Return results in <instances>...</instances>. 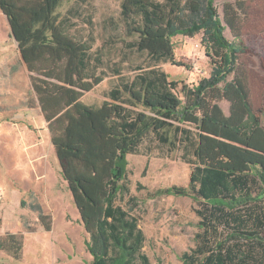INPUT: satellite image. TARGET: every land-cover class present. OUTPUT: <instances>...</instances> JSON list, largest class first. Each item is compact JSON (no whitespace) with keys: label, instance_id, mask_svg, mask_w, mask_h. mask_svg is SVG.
I'll return each instance as SVG.
<instances>
[{"label":"trees","instance_id":"trees-1","mask_svg":"<svg viewBox=\"0 0 264 264\" xmlns=\"http://www.w3.org/2000/svg\"><path fill=\"white\" fill-rule=\"evenodd\" d=\"M63 1L0 0V10L31 73L63 178L89 234V264H152L129 204L134 198L124 202L130 193L127 157L148 142L182 148L193 166L187 186L155 192L189 196L201 205L200 230L182 264H264V122L236 72L247 51L237 41L243 3L225 5V25L215 0H122L126 29L137 36L125 45L145 60L132 73L121 62L110 66L116 81L107 99L87 104L82 96L107 72H98L104 62L94 58L92 42L74 40L64 29L57 12ZM226 26L237 40L224 35ZM201 31L213 51L211 75L179 88L161 64L181 65L172 38ZM222 100L230 103L229 113ZM34 209L50 230L49 215ZM23 248L21 233L0 235V250L14 259L22 258Z\"/></svg>","mask_w":264,"mask_h":264},{"label":"rangeland","instance_id":"rangeland-1","mask_svg":"<svg viewBox=\"0 0 264 264\" xmlns=\"http://www.w3.org/2000/svg\"><path fill=\"white\" fill-rule=\"evenodd\" d=\"M236 1L243 3L239 15L241 37L235 39L227 26L224 35L247 47L238 59L236 72L246 82L252 109L264 122V0H215L225 25L224 7ZM121 2L64 0L57 11L68 34L74 40L92 42L94 58H102L104 62L98 72L106 70L107 76L84 93L82 100L87 104L107 99L105 93L116 81L110 66L121 62L124 72L132 73V68L145 60V55L125 45L137 36L126 29ZM172 41L176 60L181 65L167 62L161 67L171 79L179 81V88L183 84L194 86L211 75L213 51L202 31L191 37L177 35ZM234 76L235 73L229 74L227 80ZM220 105L229 113L228 101L222 100ZM44 118L31 73L12 36L9 21L0 10V235L13 232L24 237L23 259L16 260L0 250V264L88 262L89 234L63 178ZM9 140L15 151L11 161L5 157ZM183 152L182 148L148 142L141 153L127 157L130 193L124 195V202L128 204L134 198L129 204L134 206L146 236L143 250L152 264H158L159 260L165 264H182L183 252L194 247L195 234L200 230L201 217L197 210L201 205L193 198L155 195L158 189L188 185L193 166L184 159ZM34 206H40L49 215L50 230L44 228ZM228 241L232 244L234 238Z\"/></svg>","mask_w":264,"mask_h":264},{"label":"crops","instance_id":"crops-1","mask_svg":"<svg viewBox=\"0 0 264 264\" xmlns=\"http://www.w3.org/2000/svg\"><path fill=\"white\" fill-rule=\"evenodd\" d=\"M23 58V57H22ZM24 60V59H23ZM45 119V118H44ZM7 151L5 152L6 153V155H5V157H6V159L8 160V161H11V160H13L14 159V157L13 156H11L13 153H14V156H15V151H14V145L11 143V141L9 140L8 141V146H7ZM13 152V153H12ZM10 153V154H9ZM9 168V167H8ZM5 186H6V184H5ZM7 187H8V185H7ZM7 190H9V188H6ZM8 233V232H7ZM23 250H24V248H23ZM23 255H24V253H22V259H23ZM89 256H87L88 258V262H87V264H89L92 260H93V257H92V255L89 253L88 254ZM71 264H79V262H76V261H74L73 263H71Z\"/></svg>","mask_w":264,"mask_h":264}]
</instances>
